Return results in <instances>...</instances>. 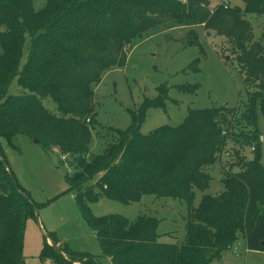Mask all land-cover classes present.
<instances>
[{"label":"trees","instance_id":"trees-1","mask_svg":"<svg viewBox=\"0 0 264 264\" xmlns=\"http://www.w3.org/2000/svg\"><path fill=\"white\" fill-rule=\"evenodd\" d=\"M241 2L242 12L218 4L210 14L207 0H67L64 5L60 0H49L43 10L34 13L31 0H0V26L5 28L0 33V139L11 144L21 134L37 140L46 151L57 147L62 155L69 154L66 164L70 170L61 164L67 170L64 181L74 193L81 188L75 193L77 206L101 255L112 264H210L231 248L237 233L242 234L247 250L264 252V192L260 182L264 181V169L257 161L259 145L264 143V39L263 44L250 45L246 42L250 35L239 32L242 16H264V0ZM88 9L99 25L96 29H81L78 24L76 12ZM202 24L218 36H232L229 43L247 92L239 121L253 129L255 135L245 145L252 146L255 159L247 162L240 153L242 165L227 159L220 179L222 192L217 196L204 194L220 141L209 145L204 135L198 137L193 115L202 114L207 120L214 111L189 110L176 127L159 126L146 135L140 132L146 111L164 108L169 100L166 85L156 88V97L142 101L124 130L108 128L110 141L101 153L89 155L91 126L77 120L92 114V88L102 75L124 65V48H131L147 32L151 34L146 37H151ZM26 37L27 59L19 70ZM81 39L86 42L80 43ZM99 50L103 52L97 54ZM13 79L30 93L6 95ZM44 97L53 102L56 113L43 106ZM257 109L263 121L262 135L255 125ZM12 179L0 147V264H24V229L37 209ZM194 190L203 193L196 208H192ZM143 196L186 204L187 225L180 244L160 242L171 234L157 233L162 222L159 218L140 215L129 221L117 215L94 217L87 205V201L99 199L128 205ZM47 237L57 245L52 235ZM58 246L66 259L48 244L41 248L40 259L54 258L53 264H100L95 256Z\"/></svg>","mask_w":264,"mask_h":264},{"label":"rangeland","instance_id":"rangeland-1","mask_svg":"<svg viewBox=\"0 0 264 264\" xmlns=\"http://www.w3.org/2000/svg\"><path fill=\"white\" fill-rule=\"evenodd\" d=\"M48 1L31 0L30 7L36 13L43 10ZM66 1L60 0V5ZM207 1L206 8L211 14L218 6V0ZM228 6L229 9L243 10L241 0H229ZM76 14L81 29L99 27L89 15V9ZM242 17L244 23L239 32L250 35L246 42L250 45L256 42L263 44L264 16L247 14ZM224 27L229 30V26ZM4 30L0 26V33ZM148 34L151 32L143 34L131 48L125 47L124 65L105 72L100 82L92 88L91 107L95 118L93 120L91 114L87 119L77 120L91 126L89 155L101 153L110 141L106 133L108 128L124 130L131 123V113H136L142 101L156 97V88L166 85L169 100L165 101L164 108L146 111L140 132L146 135L159 126L176 127L182 123L189 110L214 111L213 117L207 120L202 114H194L193 126L198 130V137L204 135L209 145L215 143L216 139L220 141L215 146L217 159L208 171L210 181L204 192L209 196H217L222 192L220 179L228 160L232 162L235 159L238 165H242L240 155L247 162L255 159L252 146L245 145L249 137L255 135L253 129L239 121L247 104V92L244 74L229 43L232 42V36L228 39L218 36L205 28L204 24L174 28L146 37ZM235 36L237 38V34ZM26 38L19 70L27 59L29 38ZM84 42L86 39H81L80 43ZM101 52L99 50L96 53ZM177 87L190 89L191 92L178 91ZM19 92L30 93L22 90L16 79H13L6 95ZM42 104L49 113H56V107L49 97H44ZM255 125L257 133L262 135L263 121L258 109ZM0 147L15 181L37 207L35 218L28 219L24 229V264H53L54 258L41 260L39 257L44 244L49 245L45 238L48 235L54 237L57 246L88 253L95 256L100 264H112L109 258L101 255L86 218L77 206L76 194L68 190L64 181V173L70 170L66 164L69 154L62 155L57 147L52 148L51 152L46 151L33 139L21 134L13 138L11 144L0 139ZM258 154L257 161L264 169V143L259 145ZM260 182L264 192V181ZM202 195L199 190H194L192 208L199 205ZM87 205L94 217L117 215L133 221L140 215L154 216L162 220L157 233L171 234L170 238L160 239V242L180 244L184 240L187 206L179 200L172 202L165 198L143 196L139 202L128 205L105 199L87 201ZM211 264H264V252H248L242 234L237 233L231 248Z\"/></svg>","mask_w":264,"mask_h":264},{"label":"water","instance_id":"water-1","mask_svg":"<svg viewBox=\"0 0 264 264\" xmlns=\"http://www.w3.org/2000/svg\"><path fill=\"white\" fill-rule=\"evenodd\" d=\"M33 142L38 144L37 140H33ZM12 183H13V185L16 184L14 179H12ZM80 191H81V188H78V189H76L75 193L78 194ZM34 214L35 215L37 214V210L35 208H34ZM45 238L47 239V242L49 243V245L55 250V252L57 254H59L60 256H62L64 259H66L65 255L60 251L59 247L56 244H54L47 236H45ZM263 244L264 243H262V245Z\"/></svg>","mask_w":264,"mask_h":264},{"label":"built area","instance_id":"built-area-1","mask_svg":"<svg viewBox=\"0 0 264 264\" xmlns=\"http://www.w3.org/2000/svg\"><path fill=\"white\" fill-rule=\"evenodd\" d=\"M219 1V5H221L223 8H227L228 4H229V0H218ZM262 141V139H261Z\"/></svg>","mask_w":264,"mask_h":264},{"label":"crops","instance_id":"crops-1","mask_svg":"<svg viewBox=\"0 0 264 264\" xmlns=\"http://www.w3.org/2000/svg\"><path fill=\"white\" fill-rule=\"evenodd\" d=\"M218 4H219V3H218ZM244 245H245V242H244ZM245 249H246V248H245ZM246 250H247V249H246ZM247 251L250 252L249 250H247ZM211 263H212V262H211ZM211 263H210V264H211Z\"/></svg>","mask_w":264,"mask_h":264},{"label":"bare ground","instance_id":"bare-ground-1","mask_svg":"<svg viewBox=\"0 0 264 264\" xmlns=\"http://www.w3.org/2000/svg\"><path fill=\"white\" fill-rule=\"evenodd\" d=\"M218 3H219V1H218Z\"/></svg>","mask_w":264,"mask_h":264}]
</instances>
